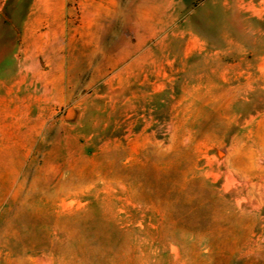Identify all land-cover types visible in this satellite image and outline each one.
Returning a JSON list of instances; mask_svg holds the SVG:
<instances>
[{"label":"rangeland","instance_id":"obj_1","mask_svg":"<svg viewBox=\"0 0 264 264\" xmlns=\"http://www.w3.org/2000/svg\"><path fill=\"white\" fill-rule=\"evenodd\" d=\"M262 179L264 0H0V264H264Z\"/></svg>","mask_w":264,"mask_h":264},{"label":"bare ground","instance_id":"obj_2","mask_svg":"<svg viewBox=\"0 0 264 264\" xmlns=\"http://www.w3.org/2000/svg\"><path fill=\"white\" fill-rule=\"evenodd\" d=\"M249 169H251V171H249ZM262 167L259 165V164H257L255 161H250V163H249V168L247 169V168H242L241 170L243 171V173L245 174V173H251V172H254V174L256 175H258L260 178H261V176H262V174H261V171H262ZM262 182H263V184H264V179H262Z\"/></svg>","mask_w":264,"mask_h":264}]
</instances>
